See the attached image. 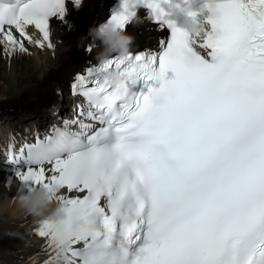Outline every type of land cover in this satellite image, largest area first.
<instances>
[{
	"label": "snow or ice",
	"instance_id": "snow-or-ice-1",
	"mask_svg": "<svg viewBox=\"0 0 264 264\" xmlns=\"http://www.w3.org/2000/svg\"><path fill=\"white\" fill-rule=\"evenodd\" d=\"M133 3L171 28L163 51L87 68L71 85L77 119L18 155L9 145L31 165L19 178L59 186L66 205L35 233L70 264H264V0H209L196 41L160 0H123L109 21L124 27ZM65 12V0H0V55L30 54L28 26L54 48L50 17Z\"/></svg>",
	"mask_w": 264,
	"mask_h": 264
},
{
	"label": "bare ground",
	"instance_id": "bare-ground-1",
	"mask_svg": "<svg viewBox=\"0 0 264 264\" xmlns=\"http://www.w3.org/2000/svg\"><path fill=\"white\" fill-rule=\"evenodd\" d=\"M110 1L86 0L78 10L70 8L65 20H53L52 49L39 48L35 40L41 37L30 34L35 40L24 41L30 54L0 55V264H46L53 254L47 240L35 233L40 218L27 214L13 199L35 182L21 180L17 172L26 168L10 165L5 157L9 145L14 149L20 141L76 114L81 101L70 94L67 81L92 63L103 48L99 40L96 46L92 44L89 30L102 22ZM140 21L125 32L134 38L132 49L141 43L155 44L162 34L143 17Z\"/></svg>",
	"mask_w": 264,
	"mask_h": 264
},
{
	"label": "clouds",
	"instance_id": "clouds-1",
	"mask_svg": "<svg viewBox=\"0 0 264 264\" xmlns=\"http://www.w3.org/2000/svg\"><path fill=\"white\" fill-rule=\"evenodd\" d=\"M75 5L79 7L82 0ZM214 3V0H212ZM137 4L133 3L132 7L135 9ZM160 6L166 10L168 18L174 21L175 25L185 30L193 41L202 37L206 31L205 20L207 16L212 15L208 11L207 15L198 11L194 5V0H160ZM195 13V15H192ZM157 11L151 9V15L155 17ZM135 17L132 16L131 18ZM139 20L138 17H136ZM120 27L109 20L94 25L89 30V35L92 37V44L96 46L95 41L99 40L104 45L97 53V60L99 64H108L114 58L120 61H126L132 54L133 37L128 35ZM87 40L88 37L84 36ZM113 53H117L113 56ZM104 79L111 85L120 86L124 81L123 72L119 67H108L104 72ZM163 96L159 97V102H163ZM61 189L59 186L53 185L49 187L44 183L35 184L29 188L26 193H22L14 197V201L22 207L27 214L42 220H60L66 215V205L63 201L58 199ZM46 264H70L69 260L64 255H52Z\"/></svg>",
	"mask_w": 264,
	"mask_h": 264
},
{
	"label": "rangeland",
	"instance_id": "rangeland-1",
	"mask_svg": "<svg viewBox=\"0 0 264 264\" xmlns=\"http://www.w3.org/2000/svg\"><path fill=\"white\" fill-rule=\"evenodd\" d=\"M155 39H157V37H155ZM148 43H149V42H148ZM67 82H68V81H67ZM67 82H66V83H67ZM66 83H65V84H66Z\"/></svg>",
	"mask_w": 264,
	"mask_h": 264
}]
</instances>
